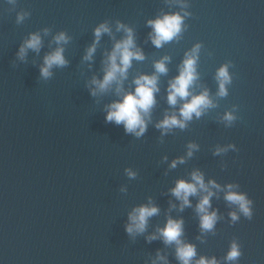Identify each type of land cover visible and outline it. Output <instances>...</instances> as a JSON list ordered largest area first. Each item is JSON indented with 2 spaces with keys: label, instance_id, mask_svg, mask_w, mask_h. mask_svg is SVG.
<instances>
[{
  "label": "water",
  "instance_id": "obj_1",
  "mask_svg": "<svg viewBox=\"0 0 264 264\" xmlns=\"http://www.w3.org/2000/svg\"><path fill=\"white\" fill-rule=\"evenodd\" d=\"M185 11L181 33L157 47L147 21ZM101 22L111 32L86 59ZM118 22L133 29L144 59L94 95L93 78L103 79L108 54L126 35ZM61 31L67 63L44 78V57L61 46L54 39ZM31 33H39L41 47L21 58ZM197 43L191 91L207 88L213 106L164 131L157 124L179 116L184 103L169 104V82ZM165 56L167 72L156 73ZM225 63L231 83L220 96L216 72ZM154 73L159 90L142 135L105 119L137 76ZM226 112L235 119L226 121ZM197 169L205 183L220 185L210 198L218 216L210 231L201 230L196 207L204 192L182 208L172 192ZM229 184L252 200L251 220L225 199ZM147 204L158 213L144 232L129 234V212ZM169 217L183 220L182 240L196 246L193 264L201 255L234 264L224 258L234 239L239 264H264V0H0V264H181L176 245L158 232Z\"/></svg>",
  "mask_w": 264,
  "mask_h": 264
},
{
  "label": "clouds",
  "instance_id": "obj_2",
  "mask_svg": "<svg viewBox=\"0 0 264 264\" xmlns=\"http://www.w3.org/2000/svg\"><path fill=\"white\" fill-rule=\"evenodd\" d=\"M188 15L185 11L181 12H166L155 18L149 19L147 23L152 27V33H150L152 42L160 47L163 43L172 40L177 37L184 26V16ZM23 18V15L19 17ZM126 32L123 39L117 40L114 44L112 51L108 54L107 61L108 66L105 70V74L102 80H96L93 78L92 83L96 85L93 94L96 91H105L115 81L119 83L127 75V70L130 67L132 60L144 59L143 52L135 46L133 29L122 23H117V29H121ZM111 32V28L107 22H101L94 29L95 40L93 44L88 48L86 59H90L95 51L96 42H98L102 33ZM57 45L52 52L44 57V63L41 66V75L47 78L51 75V70L54 66L59 67L67 63L63 55L62 43H66L68 40L67 35L61 31L54 37ZM41 36L39 33H31L29 38L20 47L19 55L23 58L28 49L39 51L41 47ZM200 44L197 43L193 48L185 53V58L180 66L179 74L169 82L168 87V102L171 105L177 103L178 98L184 100V103L179 109V116L175 113L171 115H165L157 127L167 131L173 127L183 128L186 122L191 120L193 114L199 117L203 111L213 106V101L209 96L208 89L205 88L199 94H193L191 89L194 82L198 78L196 71V64L198 60V53ZM169 57L165 56L155 62L156 73H166L167 66L166 61ZM158 76L154 74H141L134 80V90L127 91L123 94L121 99L111 102L107 106V112L105 119L109 122H115V124H123L126 132L134 133L136 136H140L146 130V119L152 106L155 104L154 94L159 90L158 88ZM216 80L218 82V95H227V85L231 83V75L228 71V64H222L216 72ZM120 89L117 88L119 93ZM191 97V99H185ZM224 119L231 122L235 119L232 112H226ZM195 144L189 145V155L195 148ZM222 149L217 148L219 152ZM181 162L183 158H180ZM176 160L172 161L174 167ZM129 175H134L129 170ZM220 185L214 180H209L205 183L203 174L197 169L191 173V180H185L183 178L177 180L173 194L181 201V208L185 205H189L190 195H195L198 191L204 192L201 199L197 204V212L200 214V228L202 231H210L214 228V225L218 219L215 209L209 210L211 207L210 198L214 195L213 188H219ZM227 191L225 193V199L238 206L239 212L242 213L249 220L252 219V200L244 192L235 191L234 185H227ZM159 211L158 207L154 204L140 205L134 207L129 212V223L126 225V231L129 234L144 232L148 219ZM233 221L238 219V213L233 211L230 213ZM159 235L163 238L166 244L176 245V256L181 264H193L194 258L197 256L196 246L188 241L182 240L183 234V220L169 217L163 227L158 229ZM154 238L149 237V239ZM241 247L237 240H233L229 246V249L225 255L227 261L239 264V258L241 257ZM164 259V257H159ZM195 264H219L215 256L207 257L201 255L195 260Z\"/></svg>",
  "mask_w": 264,
  "mask_h": 264
}]
</instances>
